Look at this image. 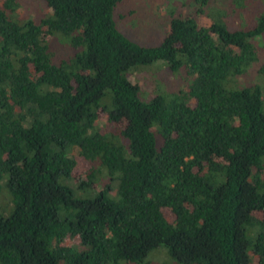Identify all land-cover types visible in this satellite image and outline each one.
I'll use <instances>...</instances> for the list:
<instances>
[{"label": "trees", "instance_id": "trees-1", "mask_svg": "<svg viewBox=\"0 0 264 264\" xmlns=\"http://www.w3.org/2000/svg\"><path fill=\"white\" fill-rule=\"evenodd\" d=\"M30 1L0 0V264H147L160 247L264 264L263 82L238 85L264 75V12L234 27L242 0H160L168 35L143 46L118 27L123 0L22 15ZM156 63L179 90L130 80Z\"/></svg>", "mask_w": 264, "mask_h": 264}, {"label": "rangeland", "instance_id": "rangeland-1", "mask_svg": "<svg viewBox=\"0 0 264 264\" xmlns=\"http://www.w3.org/2000/svg\"><path fill=\"white\" fill-rule=\"evenodd\" d=\"M184 1L185 0H175L173 4V9L178 10L179 14L182 10L181 5ZM242 2L244 4L243 11L240 12V10H237V17L240 14H242V17L240 19H237V17L234 18V23L232 24L234 27L250 28L254 22V17L264 12V0H242ZM43 3L44 2L41 0H31L21 10V14L28 16L31 14V10L37 11V14H41V12L42 14H46L48 10L43 6ZM240 3L241 0L239 5ZM166 7V4L163 6L160 4V0H123V4L115 12V20L122 33L132 41L143 46H158L169 32V24L166 23L169 21ZM217 7H221L219 6V2ZM183 9L185 10V8ZM260 40L262 39H259V41ZM51 47L57 54L58 62L70 55L68 47H64V45L57 40H52ZM162 66V63H156L147 68L143 67L140 72L133 73L130 76V80L135 84L141 85V91L144 90L145 93L151 92V88L153 87L156 90L158 86H162L161 88L168 90H179L182 82L179 75H173L166 65H164L166 68ZM157 67L159 68L156 69ZM257 76L258 73L254 72L253 77L256 81L253 80V82L252 78L242 77L238 85L243 87L261 84V82H263L260 86H262L264 90V75L256 79ZM155 90H153V92ZM100 127L104 132H109L112 128L107 114L102 112L100 115ZM77 160L78 166L74 170L73 175L79 178L89 169V166L83 158L78 157ZM147 264L179 263L168 255L164 247H160L150 253L147 258Z\"/></svg>", "mask_w": 264, "mask_h": 264}]
</instances>
